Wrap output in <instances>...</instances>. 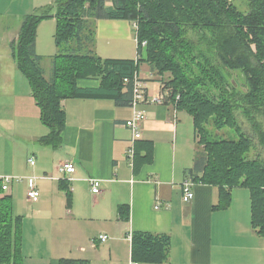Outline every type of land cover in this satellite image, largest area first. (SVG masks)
I'll use <instances>...</instances> for the list:
<instances>
[{
	"label": "crops",
	"instance_id": "obj_1",
	"mask_svg": "<svg viewBox=\"0 0 264 264\" xmlns=\"http://www.w3.org/2000/svg\"><path fill=\"white\" fill-rule=\"evenodd\" d=\"M50 3L0 0V198H10L12 214L19 218L20 264H60L62 259L138 264L131 260L135 232L169 236L168 259L160 264H264V237L251 228L247 189L234 188L225 210L213 208L218 190L207 185L195 187L191 202L182 201L181 183L194 176L192 118L164 102L161 79L146 62L140 61L138 70L147 98L137 107L145 119L134 149L136 153L142 145H151L150 162L142 163L135 154L130 165L126 152L132 135L124 124L132 108L112 99L63 100L60 144L40 142L49 129L40 120L11 45L23 19ZM45 28L50 41L41 39ZM54 29V18L43 20L34 46L47 79L56 54ZM135 36L132 22L92 20L86 52L103 59L135 60ZM76 87L97 90L99 82L79 79ZM155 98L161 102L152 101ZM66 163L75 169L67 176L59 171ZM4 176L11 177L9 193L1 191ZM93 179L100 181L97 194L91 192ZM33 188L39 192L35 202L26 198ZM101 235L107 239L99 240Z\"/></svg>",
	"mask_w": 264,
	"mask_h": 264
},
{
	"label": "trees",
	"instance_id": "obj_2",
	"mask_svg": "<svg viewBox=\"0 0 264 264\" xmlns=\"http://www.w3.org/2000/svg\"><path fill=\"white\" fill-rule=\"evenodd\" d=\"M52 18L56 54L47 79L34 46L38 25ZM96 19L132 22L137 42L146 44L145 58L139 47L135 60L88 54L86 44ZM11 48L19 71L28 80L40 120L49 129L40 142L52 147L60 144L65 127L63 100L112 99L129 105L140 61L160 78L169 74L167 80L161 79L164 102L192 118L196 146L203 148L195 154L191 178L218 190L213 208L220 210L229 208L234 188L247 189L251 228L264 237V0H248L246 12L228 0H53L23 19ZM229 70L242 72L246 93L227 81ZM79 79L97 80L99 88L79 90ZM239 113L248 122L247 131L237 120ZM208 124L218 131L232 129L237 140H215L216 135L206 129ZM141 149L136 156L142 163L150 162L151 145ZM19 242V218L12 214L10 198L2 197L1 264L21 263ZM169 250L167 235L132 234L134 263H163ZM60 264L88 263L62 259Z\"/></svg>",
	"mask_w": 264,
	"mask_h": 264
},
{
	"label": "built area",
	"instance_id": "obj_3",
	"mask_svg": "<svg viewBox=\"0 0 264 264\" xmlns=\"http://www.w3.org/2000/svg\"><path fill=\"white\" fill-rule=\"evenodd\" d=\"M136 28V26L134 25ZM145 42L138 43L136 40V52L138 47L140 49L145 48ZM137 55V53H136ZM125 83L127 80H124ZM147 98V89L145 87V84L143 81L138 77V75H134L133 80H132V97L131 101L129 103V106L132 108V115L129 120L125 122V127L130 130L131 135H132V144L130 148L126 152V156L128 161H130V165L133 163L134 155H135V149H134V142L139 139L141 135V126L142 123L145 119L144 112L139 110L137 107L141 102L146 101ZM154 102H161V99L155 98L152 99ZM29 164L32 166L34 164L33 159L29 160ZM59 171L61 173H65L66 176L69 174L74 173L75 169L72 163H66L62 167L59 168ZM11 177L9 176H4L2 177V186H1V191L4 193H9V182H10ZM99 184L100 181L97 179H93L91 181V186H92V193L97 194L99 192ZM197 185H201L200 182H195L191 177H186L183 182L181 183V195H182V201L184 203H189L193 200L195 196V187ZM26 198L28 201L35 202L39 198V192L33 188L27 191ZM159 204L156 205V207ZM107 239L106 235H101L99 236V240L105 241Z\"/></svg>",
	"mask_w": 264,
	"mask_h": 264
},
{
	"label": "rangeland",
	"instance_id": "obj_4",
	"mask_svg": "<svg viewBox=\"0 0 264 264\" xmlns=\"http://www.w3.org/2000/svg\"><path fill=\"white\" fill-rule=\"evenodd\" d=\"M35 1L37 4H47V3H52V0H33ZM229 3H231L238 11L241 12H246L247 11V2L248 0H228ZM50 3V4H51ZM109 4V3H107ZM47 6V5H46ZM13 8V7H12ZM55 30V29H54ZM46 28L45 31H43L42 29V34H41V39H46L48 38V34L46 32ZM91 33V31H90ZM50 38V36H49ZM48 38V40H49ZM136 38V36H135ZM136 40L135 39V44H136ZM50 41V40H49ZM51 43V42H50ZM46 44H44V48H46ZM142 58H145V50H142ZM148 65V64H147ZM149 66V65H148ZM152 72V71H151ZM153 73V72H152ZM227 76L226 79L227 81H231L234 83V88L235 90H237L238 92H242V93H246L247 92V86L243 77L242 72L238 71V70H229V72L227 71ZM155 76H158L157 74L153 73ZM168 75L169 74H165V76L163 77H159L160 79H162L163 81L168 79ZM166 95V94H165ZM178 98V97H177ZM185 115V114H184ZM237 120L239 121V124L242 126V129L244 131H247L249 126H248V122L246 120V118L243 116V114H240L236 116ZM206 129L211 132L213 135H216L214 138L215 140H237V135L234 133V131L232 129H223V130H216L213 128L212 125L208 124L206 125ZM203 150L202 146H196V152L198 151L199 153H201V151ZM258 150L256 149L255 151L252 152L251 157H255L257 155ZM220 210V209H218Z\"/></svg>",
	"mask_w": 264,
	"mask_h": 264
}]
</instances>
